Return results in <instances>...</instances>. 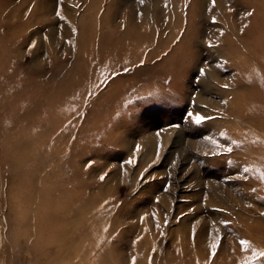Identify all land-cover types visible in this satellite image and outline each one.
<instances>
[{"label":"rangeland","instance_id":"rangeland-1","mask_svg":"<svg viewBox=\"0 0 264 264\" xmlns=\"http://www.w3.org/2000/svg\"><path fill=\"white\" fill-rule=\"evenodd\" d=\"M208 1L0 0V35L6 40L0 47V85L6 84L13 96L0 100V264H29L23 251L10 244L6 214L9 200L22 205L33 184L38 191L44 187L37 197L55 184L67 198L79 194L78 200L94 201L89 218L100 219L97 232L108 241L113 264H141L144 259L138 255L146 247L148 264H159L157 256L165 260L176 254L184 230L198 233L191 237L193 243L215 238L210 264L220 256L219 246L227 251L234 239L232 212L241 203L261 209L257 214L264 218V195L257 199L261 203L247 199L235 167L202 150L204 143L216 142L213 133L224 134L219 123L223 115L216 112L232 100L236 88L232 56L216 40L220 33L235 32L228 20L236 22L251 3L234 0L232 9L233 3L225 0L218 30L210 25ZM194 2L203 5L194 10L196 21L190 26ZM95 4V17L109 13L114 25L125 14L131 23L158 29L161 43L169 48L155 52L150 64L105 77L95 91L88 83L94 74L85 69L87 81L79 88L88 86V92L73 98L62 91L71 83L77 88L83 72L78 55L85 66L96 64L98 39L79 37L80 20ZM18 16L26 23L22 30L9 25ZM171 19L176 22L168 29ZM102 28L93 23V30ZM192 29L193 39L188 40L185 33ZM11 32L16 40L7 44ZM182 34L188 37L185 42H180ZM190 51L195 52L193 59ZM36 68L41 78L35 77ZM67 70L72 77L59 84ZM26 77L39 82L53 78L58 85L34 90ZM114 83L117 99L110 101L104 96ZM151 137L156 148L146 149ZM250 258L247 264H264V250L251 252Z\"/></svg>","mask_w":264,"mask_h":264},{"label":"bare ground","instance_id":"bare-ground-1","mask_svg":"<svg viewBox=\"0 0 264 264\" xmlns=\"http://www.w3.org/2000/svg\"><path fill=\"white\" fill-rule=\"evenodd\" d=\"M233 1L230 0L231 3ZM249 1H251L250 6H246L247 10L242 9L238 13L236 22L232 17L227 22L234 24L235 32L220 33L221 38L216 40L218 47L227 48L232 56L230 64L234 65L237 71L236 88L231 93L232 100L223 110L216 112L223 115L219 123H222L224 127V134L219 136L213 133L216 142L211 141L210 145L204 143L202 150L216 156L214 160L219 163L235 167L236 180L244 182L239 185L242 186L246 198L261 203L257 199L259 194L264 195V0ZM224 2L225 0H210L206 4V7L212 10L209 15L210 23H212L210 25L218 30L221 27L218 17L222 15L220 10L224 8L222 6ZM202 5L201 2L190 4L188 15L190 26L196 21L194 10ZM236 6V3H233L231 8L234 9ZM96 10V4L90 5L89 12L81 18L79 24L80 39L85 40L90 34L98 39L95 42L96 64L85 66L84 57L80 58L78 55L77 61L83 72L78 75L77 88H74L75 83H71L70 88L64 87L66 90L62 91V93L68 92L73 98L84 97L88 92L86 88L88 86L79 88V84L83 86L84 81H87L83 76L85 69L90 68L94 74L88 83L95 91L105 77L123 75L138 66L150 64L157 58L155 52H166L169 48L167 42L161 43L158 29L149 30L143 23H131L125 14L121 15L120 21L111 25L109 13L105 12L104 15L95 17ZM105 10L110 11L109 7ZM12 21L9 25L17 27L18 30H22L26 24L20 16ZM94 22L100 23L105 29L93 30ZM175 22L176 20H169L168 29H173L172 25ZM179 24L180 22L177 23ZM185 34H188L190 38L182 34L183 36L179 37L180 42H185L186 39L192 40L194 30H188ZM14 35L11 32V39L7 44L15 39ZM0 37V47H3L6 40L3 36L0 35ZM14 49L17 48L14 47ZM190 52L188 55L193 59L195 52ZM17 70V67L13 66V71ZM90 70H86V73ZM121 72L124 73L121 74ZM35 73V77L41 78L42 73L39 68H36ZM71 77L72 70L63 71L62 77H59L62 81L58 83L65 85ZM26 78L29 81L27 85L34 90L43 91L46 87L58 85L53 84V81H56L53 78L42 79V82ZM9 79L11 80V77ZM5 85L3 84L2 87L0 85V100L6 99L5 97L13 98L11 91L5 89ZM118 88L115 83L110 85L104 98L115 101ZM60 97H62L61 94ZM49 100L51 101L48 104H52L54 98ZM60 111L65 113L63 110ZM156 144L152 137L144 143L146 149H155ZM3 187L0 185V189ZM32 187L33 191L28 198L20 201L22 205L17 204L14 199L7 203L8 229L6 231L10 236L13 249L22 250L29 264H113L107 247L108 241L104 242L105 236L97 232L100 219L91 222L89 218L94 201L91 205L89 198L78 200L79 194L74 198H67L65 194L62 195L57 191L58 186L55 184L45 189L44 197H37L36 192L39 193L44 187L40 191H38L39 186L33 184ZM240 206L237 211L232 212L236 218L235 222L231 223L234 239L229 242L227 251L219 246L220 256H215L216 258L210 264H247L252 260L251 252L264 250V218L257 214V210L261 211V209L250 204L241 203ZM194 233L198 234L195 231L184 230L181 235L183 238L177 240L174 247L176 254L168 256L165 260L157 256L156 261L160 262L159 264L164 262L166 264H209L211 254L215 251V238L210 237L207 242L198 239L197 243H193L191 237H194ZM149 251L147 247L140 249L139 259H144L141 264H148L145 255Z\"/></svg>","mask_w":264,"mask_h":264},{"label":"snow or ice","instance_id":"snow-or-ice-1","mask_svg":"<svg viewBox=\"0 0 264 264\" xmlns=\"http://www.w3.org/2000/svg\"><path fill=\"white\" fill-rule=\"evenodd\" d=\"M249 15H251V13H249ZM57 16H59V11L57 12ZM61 19H63V17H61ZM33 47H34V45H33ZM101 179H103V177H101Z\"/></svg>","mask_w":264,"mask_h":264}]
</instances>
